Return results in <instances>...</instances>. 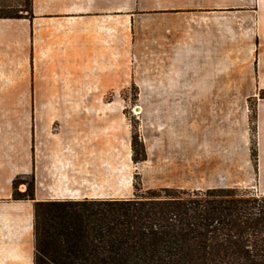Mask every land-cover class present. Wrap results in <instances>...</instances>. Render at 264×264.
<instances>
[{
	"label": "rangeland",
	"instance_id": "obj_1",
	"mask_svg": "<svg viewBox=\"0 0 264 264\" xmlns=\"http://www.w3.org/2000/svg\"><path fill=\"white\" fill-rule=\"evenodd\" d=\"M247 3L119 0V86L88 99L116 103L118 134L110 140L120 198L221 188L209 186L222 181L264 195L256 175V18ZM27 10V0H0V13ZM31 111L8 109V117L29 122ZM136 140L144 161L134 159L144 154L141 145L135 153ZM16 179L24 191L31 176Z\"/></svg>",
	"mask_w": 264,
	"mask_h": 264
},
{
	"label": "crops",
	"instance_id": "obj_2",
	"mask_svg": "<svg viewBox=\"0 0 264 264\" xmlns=\"http://www.w3.org/2000/svg\"><path fill=\"white\" fill-rule=\"evenodd\" d=\"M243 7L256 18L259 96L264 0ZM32 13L0 19V264H34V201L13 199L16 177L34 175L36 201L120 198L118 151L110 140L118 134L116 103L88 99L119 86V0H32ZM8 109L32 110L29 122L21 114L8 117ZM222 130L225 138L228 131ZM256 141V175L264 188L261 96Z\"/></svg>",
	"mask_w": 264,
	"mask_h": 264
},
{
	"label": "trees",
	"instance_id": "obj_3",
	"mask_svg": "<svg viewBox=\"0 0 264 264\" xmlns=\"http://www.w3.org/2000/svg\"><path fill=\"white\" fill-rule=\"evenodd\" d=\"M21 4V7H24ZM1 12L0 19L32 16ZM263 94V95H262ZM261 97L264 98V92ZM144 161L147 154L144 145ZM34 264H264V195L236 187L148 190L132 198L36 201Z\"/></svg>",
	"mask_w": 264,
	"mask_h": 264
}]
</instances>
